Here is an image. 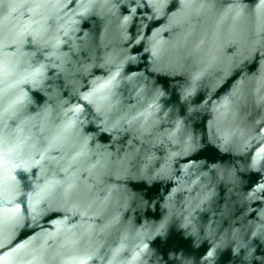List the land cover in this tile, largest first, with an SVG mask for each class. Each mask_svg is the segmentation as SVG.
Returning <instances> with one entry per match:
<instances>
[{
  "label": "clouds",
  "instance_id": "clouds-1",
  "mask_svg": "<svg viewBox=\"0 0 264 264\" xmlns=\"http://www.w3.org/2000/svg\"><path fill=\"white\" fill-rule=\"evenodd\" d=\"M0 264H264V0H0Z\"/></svg>",
  "mask_w": 264,
  "mask_h": 264
}]
</instances>
